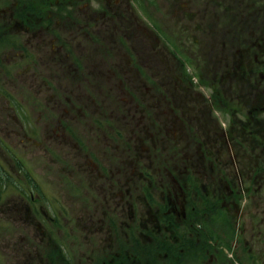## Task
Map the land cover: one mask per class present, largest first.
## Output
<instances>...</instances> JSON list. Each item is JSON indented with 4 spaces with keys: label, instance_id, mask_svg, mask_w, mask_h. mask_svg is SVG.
Here are the masks:
<instances>
[{
    "label": "rangeland",
    "instance_id": "374dc122",
    "mask_svg": "<svg viewBox=\"0 0 264 264\" xmlns=\"http://www.w3.org/2000/svg\"><path fill=\"white\" fill-rule=\"evenodd\" d=\"M50 1L54 4L53 0ZM87 1H90L91 7L97 6V2ZM192 1L133 0L137 9L134 11L142 23L155 30L153 32H156L159 44L160 41L164 42L165 48L162 49L167 57L176 59L175 55L189 56L191 64L185 62L182 71L196 91L195 94L192 90L195 104L198 109L199 105H210L211 110L210 116L208 108L203 109L207 112L205 118L199 114L196 116L194 109L183 112L178 118L179 123L183 124L181 130L177 134H169L177 135L175 141L170 138L163 140V125L178 124L173 116L165 120L158 117L155 125L142 128L150 137H155L157 141L161 139L164 145L158 158H154L153 152L148 153L151 158L145 163L144 174L154 180L157 188L164 187L165 192L173 190V183H179L181 190L185 189L191 200L194 187L199 185L198 198L206 199L203 188L206 183H213L208 175L212 174L214 178L215 173L219 172V178L214 183L226 182L227 173L234 167L240 168L242 157H245V167L241 175L237 174L238 170L235 171L233 183L242 184L243 191L246 186L251 194L252 189L260 185L261 208L264 202V170L258 171V175L255 169H264V166L261 163L257 165L253 155H249L255 151V144L249 142L248 133L243 134L239 129L243 127L242 120L249 114L248 111L246 114L243 112L248 106L244 107L240 98L237 99L235 84L226 85L223 81L219 88L214 77L219 76L221 67L216 68L212 75L208 72L212 64L219 66L217 61L222 55L220 48L211 51L201 44L206 39L214 38L213 42L220 46L222 40L229 38L226 31L217 28L206 31L203 26L197 29L189 25L186 27L189 18L183 14ZM6 2L9 6L0 7V264H48L49 254L46 255L47 249L44 247L47 246L46 241L48 245L51 242L48 235L51 239L54 233L56 236H52V245L65 250V256L66 251L78 257L86 256L84 260L88 264L90 256L86 250L90 248L91 240L89 242V236L84 234L99 227L98 220L104 217V212L109 220L113 212V257L123 262L120 264H125L128 262V254L124 251L128 230L122 225L126 226L128 214L122 213L113 203V198L109 197L113 188L103 173L106 167H114L112 158L114 160L115 155L119 159L122 157V160L126 158L127 151L122 153L123 149L130 148L124 143L126 139L141 142L144 137V134L137 137L130 135L117 122L119 117H126V112L124 114L121 110H125L128 103L127 94L121 90L122 80L125 81L130 75L124 69H129L128 57L133 49V42L129 39L132 36L128 32L133 25L128 11L129 0H118L117 3L113 0V7L119 8L118 11L113 10L117 12L113 18L102 16L97 17V22L89 19L83 22L73 14L78 23L73 31L66 32H63L61 18L55 13L56 6H48L44 0H23L18 13L12 8L13 0ZM101 2L103 6L105 0ZM199 2L203 3L202 0ZM47 11H53L54 19L42 25L40 18L49 16ZM89 13L86 9V16ZM216 17V24L224 28L226 14L223 12ZM16 19L22 22L18 24ZM195 19L200 20L199 17L191 20ZM15 24L25 27L16 28ZM27 26L30 31L23 30ZM79 30L81 33L83 31L82 35L78 33ZM55 36L59 37L54 40ZM238 38L236 34L237 42ZM77 40L81 41L77 44ZM194 40H197V48L193 46V57L190 50L185 53L184 49L192 48ZM55 41H58L56 46ZM83 47L85 49L82 51ZM170 49H175L176 53L171 54ZM205 49L206 52L202 53ZM219 53L220 56H217ZM237 56L236 52L231 58L237 59ZM63 63H68L73 73L68 74L63 69L66 67ZM148 79L152 82L151 86L161 87L154 78ZM224 90L228 91L227 95ZM163 91V87L160 88V92ZM224 99L234 104L232 109L227 107L224 110ZM151 107L154 108L155 104L152 103ZM139 114L143 116L142 112ZM249 116L253 120V116ZM140 119L150 123L152 118ZM116 130L123 131V134L116 133ZM205 130L210 131L207 136L210 141L207 138L203 140ZM221 134L222 137L217 138ZM246 155H249L247 159ZM222 160L228 162L227 167H222ZM174 166L178 167L176 173L172 170L169 172V169L174 171ZM135 181L131 188L135 190L134 195H139L144 184L135 188ZM226 198L234 202L233 198ZM27 199L28 204H32L34 214L38 210L41 218L35 215L36 218L33 216L31 221L26 222L25 216L31 208L21 211L22 207L17 211L16 202L25 204ZM254 199L250 198L249 203L242 204L250 210ZM132 215L134 213L129 212V217ZM258 230L263 232L264 225ZM41 231L48 235L38 239L36 235ZM249 233L247 227L246 234ZM106 237L102 240L108 241L109 236ZM99 240L100 237L96 235L91 242L96 244L95 251L100 249ZM103 255L101 253L100 262L109 257L108 254Z\"/></svg>",
    "mask_w": 264,
    "mask_h": 264
},
{
    "label": "flooded vegetation",
    "instance_id": "af4514ba",
    "mask_svg": "<svg viewBox=\"0 0 264 264\" xmlns=\"http://www.w3.org/2000/svg\"><path fill=\"white\" fill-rule=\"evenodd\" d=\"M22 1H13L14 6L12 8L15 12L18 13L22 9ZM44 1V4L48 6H56L55 13L63 22V32L73 31L74 25L78 23V20L72 17L73 14L83 22L85 19L97 22V17L108 16V18H113V14L117 13L114 11L119 10L117 6L113 7V0H105L103 6L101 0H91L97 2L95 7H91L90 1L87 0H53L54 4L50 0ZM196 1L197 3H195ZM202 1L203 3H200L199 0H193L189 8L185 9L183 16L189 18L188 20L194 17L200 18L199 21L198 19L191 20L192 22L187 20L186 27L189 25L197 29L203 26L206 31L214 28L219 31H226L229 39L227 41L226 39L222 40L219 43L220 46H216L217 42H213L214 38L206 39L201 43L205 47H209L211 51L217 47L220 48L219 52L222 54L221 56L220 53L217 54L220 56L217 61L219 66L212 64L208 72L212 75L216 68L221 67L219 76L214 77L217 85L220 86L219 88H221L220 84L223 81L226 85L227 83L235 84V94L238 92L237 99L240 98L244 107L248 106L246 111L245 108L243 109L244 114L248 111L253 116L252 120L249 114H246L247 117L242 120L243 127L239 128L241 133H248L249 142L255 144V151L251 154L246 153L253 155L257 165L261 163L264 166L262 162L264 160V0ZM1 2L2 6L7 4L5 0ZM117 2L118 0L115 3ZM86 9L90 12L87 16ZM47 12L50 14L49 16H45L44 19L40 18L42 25L49 24L54 19L52 17L53 11ZM223 12L226 14V22L225 27L221 28L219 23L216 24V16ZM204 16L205 18H203ZM16 20L18 24L22 22L21 19ZM18 24L15 25L16 28H18ZM19 27L24 28L25 25ZM28 29L30 28L27 26L23 30L30 31ZM139 31L137 24L128 28V32H133L129 39L138 38L136 40L140 43L137 42L132 45L135 56L134 58L128 57L130 70L128 68L124 70L130 75L125 81L122 80L121 92L127 94L128 103L124 111L130 125L128 132L135 137L138 134H144V137L141 142L132 141L131 138L126 139L124 143L130 146V148L127 147L122 151V153L127 151L126 158L122 160V157L119 159L115 155L114 160L112 158L114 167L111 169L106 167L103 173L105 180L109 181L113 188L109 197L113 198V203L117 204L122 213L128 214L126 224L128 230L126 238L128 262L125 264H264V231L258 230L261 225H264V202H262L261 208L259 203L261 201V199L259 200V196H261L260 185L255 186L256 188L252 189L253 193L251 194L250 189L246 186H244L243 191L241 190L242 184L233 183L235 171L238 170L237 174L241 175L242 169L245 167V157H242L243 164L241 163L240 168L234 167L227 173L226 182L214 183L219 178V172L215 173L214 178L212 174L208 175L209 180H213V183L209 185L206 183L203 188L206 192V199L198 198L199 185L194 187L191 200V196L188 197L181 190L180 184L173 183V190L165 192L164 187L157 188L154 180L145 176V163L150 160L152 152L155 154L154 158H158L164 145L161 139L157 141L155 137L147 135L143 129L155 125L158 117L165 120L166 117L173 116L178 124L163 125V140L170 138L175 141L177 135L169 134H177L181 130L183 124L179 123L178 118L183 112H192L194 109L196 116L199 114L198 116L205 118L206 111L203 109L208 108V115H210L211 110L209 109L210 105H199L200 108L198 109L195 104L192 90L195 94L196 91L189 78L181 70L184 57L181 59L177 57L176 59L168 58L162 49L165 48V44H159L155 36L145 30L141 36H133L135 35L134 32ZM78 33L82 35L83 31L81 33L79 30ZM236 34L239 35L238 42L235 40ZM57 37L59 36H55L53 39L55 40ZM80 41L77 40V44ZM194 41L192 48L184 49L190 50L193 57L195 56L193 46L197 48V40ZM54 45H58V41H55ZM81 49L83 51L85 47ZM236 52L238 53L237 59L231 58L232 54ZM90 59L91 57L86 60L89 61ZM181 73L182 75H180ZM148 78H154L156 82H159L160 88L163 87L165 92L161 93L160 88L154 84L151 86L152 82ZM224 92V94L228 93L225 90ZM198 96L201 95L198 93ZM152 103L155 104L154 108L151 107ZM222 105L224 110L227 107L232 109L234 106L225 99ZM139 112H142L143 116ZM144 117L152 118L150 123L140 119ZM164 120L163 122H165ZM111 122L113 123V120ZM246 129L249 131L246 132ZM203 133V140L207 138L210 141L207 137L210 131L205 130ZM221 137L222 134L217 138ZM129 149H132L131 152ZM150 152L151 154L148 155ZM249 155H246V159ZM84 161L86 160L84 159ZM98 166L101 167L100 164ZM223 166L227 167L228 162L224 163L222 160ZM172 168L174 171L169 169V172L172 170L176 173L178 167ZM256 170L258 173L264 169L259 167ZM112 174L113 179H111ZM116 174L119 175V178ZM258 175L260 174L258 173ZM134 180H136L135 188L141 183L144 184L139 195L138 193L133 194L135 190H132L131 185ZM226 197L228 199L233 198L234 202L237 203L230 202ZM250 198H255V201L250 204V210H248L242 203H249ZM24 202L25 204H21L18 201L16 206L20 210L22 207V210H27L26 208L32 205L31 202L28 204V200ZM129 212H133L134 215L129 217ZM36 214L38 219L41 218L39 211ZM104 214V217L98 220L99 227L90 229L91 231L84 234L89 236H87L89 242L95 240L96 235L100 237L99 251H95L96 244H91V242L90 248L86 250L87 255L90 256L88 264H116L113 263V212L110 213V220L109 218L106 219L105 212ZM33 216L35 217V214L30 210L25 216V221H31ZM247 227L250 230L248 235L246 234ZM46 234V232L41 231L36 236L41 239ZM106 235L109 236L108 241L102 240L107 238ZM52 236L55 238L56 233L51 235V239L48 235L49 240L53 243ZM51 242L48 245L46 241L47 246L44 247L47 249L45 250L46 255L49 254L48 264H86L84 260L86 256L78 257L67 251L65 256V250H61L58 245H52ZM107 252L111 253V257L100 262L101 253L107 254ZM137 256L139 257L137 258Z\"/></svg>",
    "mask_w": 264,
    "mask_h": 264
},
{
    "label": "bare ground",
    "instance_id": "6f19581e",
    "mask_svg": "<svg viewBox=\"0 0 264 264\" xmlns=\"http://www.w3.org/2000/svg\"><path fill=\"white\" fill-rule=\"evenodd\" d=\"M117 122L121 123L120 126H122L125 130H129L130 129V125L129 123L127 122V118L126 117H119L117 119ZM116 133H123V131H120V130H116L115 131ZM61 133V131H59V134Z\"/></svg>",
    "mask_w": 264,
    "mask_h": 264
}]
</instances>
